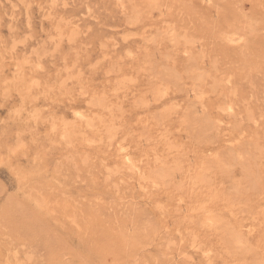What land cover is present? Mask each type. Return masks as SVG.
Listing matches in <instances>:
<instances>
[{"label":"rangeland","instance_id":"1","mask_svg":"<svg viewBox=\"0 0 264 264\" xmlns=\"http://www.w3.org/2000/svg\"><path fill=\"white\" fill-rule=\"evenodd\" d=\"M135 1L146 12L132 22L129 0H0V264L264 263V186L216 198L245 184L241 166H203L255 138L264 150V0ZM167 71L179 83L157 96ZM188 111L216 127L198 130ZM124 150L153 180L125 167ZM196 170L210 180L194 185Z\"/></svg>","mask_w":264,"mask_h":264},{"label":"bare ground","instance_id":"2","mask_svg":"<svg viewBox=\"0 0 264 264\" xmlns=\"http://www.w3.org/2000/svg\"><path fill=\"white\" fill-rule=\"evenodd\" d=\"M142 2H143V4H145V6H147L148 8H152V7H155V6H157L158 8L159 7H162V6H158L157 5V3H159V2H161V1H159L158 2V0H141ZM190 1V0H189ZM226 1V0H225ZM261 1V0H260ZM129 2H131L130 4H131V11H132V16H131V21L133 22V21H136V20H138L139 19V17L140 16H143V13H145L146 11V8H145V10H143V11H145V12H141V10L139 9V4L135 1V0H129ZM141 2V3H142ZM258 2H259V0H258ZM163 3V2H162ZM161 3V4H162ZM239 3V2H238ZM122 4V3H121ZM210 4V3H209ZM119 5V4H118ZM138 5V6H137ZM160 5V4H159ZM163 5V4H162ZM144 6V7H145ZM164 6V5H163ZM140 7H141V5H140ZM143 7V6H142ZM141 7V8H142ZM156 8V7H155ZM160 9V8H159ZM157 10V9H156ZM221 13V12H220ZM243 13V9L241 10V14ZM229 15V14H228ZM231 16H232V14H230ZM243 15V14H242ZM235 18V17H234ZM143 19V18H142ZM141 19V20H142ZM224 19V18H223ZM257 19V18H256ZM221 20H222V18H221ZM230 22V21H229ZM251 22V21H250ZM221 26H222V24H221ZM237 30V29H236ZM198 33V32H197ZM204 33V32H203ZM235 33V32H234ZM238 34L240 35V31H239V28H238V31H237V34H236V37H238ZM186 35V34H185ZM192 35V34H191ZM222 35V34H221ZM187 36V35H186ZM193 36V35H192ZM204 36V35H203ZM223 37H226V34L224 33V35H222ZM170 38H171V40H172V42H177V36H176V34H171V36H170ZM233 38V37H232ZM235 39V38H234ZM190 41H192V37L189 35L188 37H184V42H190ZM153 59V58H152ZM192 61L191 62H193V59H191ZM190 65L191 66H194V68H199L198 66H197V64H196V62L194 61L192 64L190 63ZM194 68H193V74H192V76L195 78V79H197V80H200V79H202V78H204V76H205V74L202 72V71H196V70H194ZM161 75H159V77L160 76H162V75H165V77H164V79L166 80V81H163V83H164V85H163V87H161V86H159V85H155L154 87H153V92L155 93V95H157V96H160L164 91H165V89H166V87L169 85V84H171V83H179V81H175V77H174V75L173 74H171V73H169L168 71L167 72H161L160 73ZM161 78V77H160ZM161 82V81H160ZM217 82V81H216ZM215 82V84L213 85V88H216L217 87V84L218 83H216ZM224 99H225V101L223 102V104H222V109L223 110H227L228 112H229V114H232L233 113V111H234V108H233V106H234V104H233V101L230 99V98H228V97H224ZM252 100V99H251ZM147 102V101H146ZM259 102H261V101H259ZM263 103V102H262ZM244 104V103H243ZM164 109V108H163ZM244 109V108H243ZM224 112V111H223ZM235 112V111H234ZM236 113V112H235ZM180 114V113H179ZM234 114V113H233ZM79 119H81V120H85L86 122H85V124H86V126L88 127V128H90V127H92V126H94V122H93V120L92 119H87V117H86V115L84 114V112H81V111H76V114H75ZM160 115V114H159ZM247 116H248V118L250 119V120H252V121H254L255 120V118L253 117V114H252V112L251 111H248V113H247ZM186 118H187V120L186 121H189L191 124H194V125H197L198 126V130H200V131H210V129H212V127H216V125H215V122L213 121V120H210V119H205L204 121H202L201 119L200 120H196L194 117H192L191 116V112H187L186 113ZM196 123V124H195ZM213 128V129H214ZM239 128V127H238ZM191 129V128H190ZM192 130V129H191ZM197 132V131H196ZM194 133V132H193ZM189 135V134H188ZM200 136V135H199ZM148 138V137H147ZM202 138V137H201ZM244 138H245V136H244ZM242 139V138H241ZM241 139H240V141H241ZM250 140V139H249ZM257 139L255 138V140L254 141H252V143H243V142H241L240 144H238L234 149H233V147H232V149L229 147L228 149H229V151L227 150L225 153H223V154H221L220 156H218V157H215V158H213V159H211V160H209L208 162H206V160H205V164L203 165V166H208V168L207 169H209V167H215V165H217V168H219V172L220 173H222L223 175H225V174H227V172L228 171H230L231 170V168H230V166L231 165H233L234 163H236V164H239V166H241V169H242V175H243V181L245 182V184L242 182V180H240V181H236V182H234L235 181V179H234V184H231V186L229 187V189H231V191L229 192V193H226L225 191H223V190H216L215 188H214V190H216V192H212V189H211V192L213 193V195L215 194V196H216V198L217 197H220V199H221V197L222 198H224V197H226V199H227V201L228 200H235V198L236 197H239V196H243V195H247V192L249 193V192H257L258 193V191L259 190H261L262 188L261 187H263L264 185H262V182H263V180H264V177L262 178L260 175L261 174H259L258 173V171L256 170L257 168H256V166H254V160H255V157H256V155L259 153H261L262 151H264L263 149H262V146H260V144H258L257 143V141H256ZM142 141V140H141ZM124 149V148H123ZM126 149V148H125ZM115 152H117V151H115ZM123 159L121 158V160H123V162L127 165V166H125V167H128L129 169H131L132 171H133V169H135L136 171H137V173L140 175V177L141 178H143V180L144 179H150L151 178V175H149L148 174V176L146 175V174H144L141 170H140V168L137 166V164L135 163V161H134V159L130 156V152L129 151H126V150H124L123 151ZM121 154V155H122ZM258 157V156H257ZM256 157V158H257ZM164 162V161H163ZM115 163V162H114ZM123 163V164H124ZM172 163V162H171ZM258 163V162H257ZM163 164V163H162ZM161 164V165H162ZM165 164V163H164ZM162 165V167H159V172H160V174H158V176H160V178H161V180H163V182L165 181H169L170 180V177L174 174V173H177L178 171H179V166H178V164H175V161L173 162V166L171 167V166H168V165ZM168 164V163H167ZM202 164V163H201ZM114 165H116V164H114ZM170 165V164H169ZM121 168V167H120ZM239 168V167H238ZM256 168V169H255ZM129 169H127V170H129ZM147 169V168H146ZM196 169V168H195ZM205 169V168H204ZM206 169V170H207ZM199 170V169H198ZM198 170H196V173L194 174V175H190L189 176V174H188V177H190L191 179L190 180H192V183L195 185L196 183L195 182H199L200 184L202 183V184H204V183H207V178L205 177L206 175H208V174H206L205 175V173H202V172H197ZM204 171V172H208V171ZM212 170V169H211ZM263 170V169H262ZM185 171V170H184ZM264 171V170H263ZM180 172V171H179ZM210 172V171H209ZM213 172V171H212ZM155 174L156 175V173L155 172H152V174ZM184 173V172H183ZM264 173V172H263ZM263 173H262V175H263ZM153 174V175H154ZM152 175V178H154V180H156L157 179V181H159L158 179L159 178H156L155 179V175L153 176ZM175 175V174H174ZM178 175V174H177ZM150 176V177H149ZM146 177H149V178H146ZM223 177V176H222ZM139 178V177H138ZM176 178H177V176H176ZM175 178V179H176ZM184 178V177H183ZM208 178H210V175L208 176ZM223 178H225L226 179V176L225 177H223ZM213 179V178H212ZM233 179V178H232ZM151 180H153V179H150V181ZM210 180V179H209ZM208 180V181H209ZM228 180H229V177H228ZM230 180H231V178H230ZM172 181V180H171ZM171 181H170V183H171ZM161 182V184H162V181H160ZM215 182V181H214ZM154 183H155V181H154ZM168 183V182H167ZM180 183V182H179ZM218 184H219V182H217ZM151 184V183H150ZM155 184H157V183H155ZM159 184V183H158ZM164 184H166V183H164ZM172 184V183H171ZM174 184V183H173ZM183 184V183H182ZM216 184V183H215ZM153 186H154V184H152ZM180 185H181V183H180ZM199 185V184H198ZM214 185V184H213ZM172 186V185H171ZM193 186V185H192ZM216 186H217V184H216ZM181 187V186H180ZM180 187H177V189L179 190V188ZM184 187V186H183ZM210 187V186H209ZM215 187V186H214ZM182 188V187H181ZM207 188V187H206ZM264 188V187H263ZM176 189V188H175ZM176 189V190H177ZM226 189V188H225ZM183 190H184V188H183ZM210 190V189H209ZM185 193H186V190H185ZM264 193V192H263ZM261 194V193H260ZM263 195V194H262ZM178 196V195H177ZM215 196H213L212 198L214 199L215 198ZM182 198V197H181ZM181 198H180V200H181ZM219 199V200H220ZM237 199V198H236ZM226 201V200H225ZM212 204V203H211ZM227 204V203H226ZM224 206V205H223ZM231 206V205H230ZM236 206V205H235ZM239 206H240V204H239ZM256 207V206H255ZM259 207V206H258ZM250 208V207H249ZM248 209V208H247ZM251 209V208H250ZM206 213V212H205ZM205 213H203V219L201 220V222L207 227V226H216V227H220L219 229L221 230L222 229V232H221V234H222V239L226 242V244L227 245H229V247L231 248V247H235V249H237V250H240V248L239 247H241L242 249L244 248V249H246L247 250V247L245 248V247H243L242 246V244H241V246H238L237 244H239L240 242H242L243 241V238L241 237L242 235L235 229V228H229V227H227V226H225V225H223L222 224V219L220 218V217H218V216H212V215H210V214H205ZM249 214V213H248ZM264 214V213H263ZM197 218V217H196ZM196 221V220H195ZM260 222V221H259ZM198 223V222H197ZM261 223V222H260ZM202 224V225H203ZM218 225V226H217ZM217 231V230H216ZM251 231V230H250ZM213 232V231H212ZM211 232V233H212ZM210 234V233H209ZM244 241H245V239H244ZM248 244V243H247ZM243 245H245V244H243ZM228 247V246H227ZM226 247V248H227ZM248 248H249V245H248ZM227 250H228V248H227ZM226 250V251H227ZM250 252H252V249L250 248ZM225 251V252H226ZM241 251V250H240ZM242 251H244V250H242ZM248 251V252H247ZM246 252L247 253H249V249L247 250ZM259 252V251H258ZM239 252H237V254H238ZM235 254V253H234ZM237 254H235V256H237ZM242 254V253H241ZM250 254V253H249ZM244 254H242V256H243ZM238 257H240V256H238ZM237 257V258H238ZM254 258H255V256H254ZM262 259V258H261ZM264 259V258H263ZM258 260V259H257ZM255 261V260H254ZM261 262V264H264V263H262V261H260ZM252 263H253V261H252ZM256 263H258V262H256ZM254 264V263H253Z\"/></svg>","mask_w":264,"mask_h":264}]
</instances>
